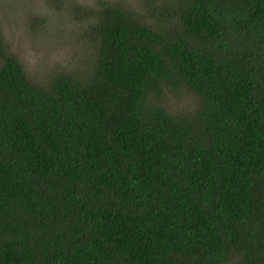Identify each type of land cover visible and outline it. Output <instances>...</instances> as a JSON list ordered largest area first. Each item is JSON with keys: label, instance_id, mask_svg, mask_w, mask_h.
I'll return each instance as SVG.
<instances>
[{"label": "trees", "instance_id": "obj_1", "mask_svg": "<svg viewBox=\"0 0 264 264\" xmlns=\"http://www.w3.org/2000/svg\"><path fill=\"white\" fill-rule=\"evenodd\" d=\"M87 1L45 86L0 27V264H264V0Z\"/></svg>", "mask_w": 264, "mask_h": 264}, {"label": "rangeland", "instance_id": "obj_2", "mask_svg": "<svg viewBox=\"0 0 264 264\" xmlns=\"http://www.w3.org/2000/svg\"><path fill=\"white\" fill-rule=\"evenodd\" d=\"M106 2L143 11V0ZM96 7L87 0H0L5 44L36 85L45 86L61 73H83L90 66L98 40L88 16ZM198 100L194 93L180 90L167 93L164 104L173 112L191 111Z\"/></svg>", "mask_w": 264, "mask_h": 264}]
</instances>
